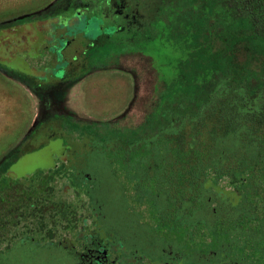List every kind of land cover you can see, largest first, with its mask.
<instances>
[{"label": "rangeland", "instance_id": "374dc122", "mask_svg": "<svg viewBox=\"0 0 264 264\" xmlns=\"http://www.w3.org/2000/svg\"><path fill=\"white\" fill-rule=\"evenodd\" d=\"M223 1L113 0L105 15L117 12L123 24L129 14L131 26L97 40L88 57V36L100 29L90 22L59 59L44 48L57 43L50 26L61 34L63 21L98 0H0V38L18 25L15 35L24 36L10 33L0 46V264H79L71 245L94 221L133 247L175 238L183 249L180 239L191 238L192 264H264V218L258 230L232 223L257 217L255 202L211 188L178 198L168 140L179 117L201 116L225 95L238 113L264 108V25L231 16ZM40 23L46 36L34 44ZM34 45L38 57L26 49ZM236 123L228 137L212 127L205 163L225 166L231 156L221 151L242 164L263 156L261 140ZM173 209L168 230L157 219Z\"/></svg>", "mask_w": 264, "mask_h": 264}, {"label": "trees", "instance_id": "16d2710c", "mask_svg": "<svg viewBox=\"0 0 264 264\" xmlns=\"http://www.w3.org/2000/svg\"><path fill=\"white\" fill-rule=\"evenodd\" d=\"M223 7L231 16L241 15L249 17L254 20L256 25H264V0H224ZM210 10L212 11L211 8ZM42 23L38 25V30L42 32V36L44 35L43 38H45L47 29ZM19 27L18 25L7 29L6 32L8 34L6 37L0 38V46H6V42L10 37L9 34L11 33V36L12 33L15 35L14 32ZM56 27V24L50 26L49 30L53 36L57 34ZM19 36L24 38L21 32ZM19 36L16 37L19 38ZM169 101L170 97L168 96L167 102ZM178 103L180 105L181 100H178ZM179 105L178 109L180 110ZM212 105L215 108L210 107ZM209 107L206 113L201 116L198 115L192 118L191 115H182V117H179L181 129L176 134L168 137V140L172 143V153L175 157L174 165L180 176L179 182L181 184L176 187L178 191H181L178 194V198L189 197L195 199L198 192L204 188L221 191L225 194L224 197L230 192H245V198L248 201L255 202L256 211L259 214L254 219L247 214H242L232 223L245 229L258 230L261 227V220L264 218V154L263 156L258 155L255 161L249 160L246 164H242V161L239 160L235 153L230 154L226 151H221L220 158L231 156V161L222 168L218 164L205 163V160L208 156L211 157L210 148L215 143V140L210 139L208 134L212 127L217 126L218 128V125H220V131H225V137H228L231 132L235 131L236 121H240V126L248 128L249 134L260 139L264 146V108L261 107L258 110H247L238 113L230 94L225 95L223 99H217L216 103H210ZM188 112H191V110ZM192 116L194 115L192 114ZM2 183L6 186L8 180L3 178ZM252 185L255 187L252 188ZM187 186H191L194 192L187 193ZM255 188H257V191L254 193ZM239 199H242V197L240 196ZM173 210L171 214L175 215L176 210ZM217 227V233L220 234L223 229H226V225L223 222H219ZM175 229L177 230V223L175 224ZM210 232V236L214 237L216 233L214 231ZM215 238L210 240L211 245L213 241H216Z\"/></svg>", "mask_w": 264, "mask_h": 264}, {"label": "flooded vegetation", "instance_id": "af4514ba", "mask_svg": "<svg viewBox=\"0 0 264 264\" xmlns=\"http://www.w3.org/2000/svg\"><path fill=\"white\" fill-rule=\"evenodd\" d=\"M112 5H114L113 0H106V2L98 0L96 9L89 12L90 5L87 4L85 11H78L75 17H71V22L68 19L61 23V29L63 30L61 34L52 35L54 39L57 38V43L48 44L44 48L60 59L61 54L69 47L70 42L75 40L79 33L87 34L85 27L97 22L100 27L98 36H88L90 37V42L84 48V54L88 55V57L93 56L97 50V44H95L97 40L107 38V41L110 42L134 22L129 14L125 15V17L122 16L123 24L120 22L117 12H115L116 14L112 12L113 16L108 12V15H105L106 11H111ZM100 19L102 20L100 21ZM41 39L44 40L41 31L38 30L33 33L32 41L34 44H38ZM41 48L35 46L31 49H26L28 51L34 49L35 51H32V53H36L37 56L34 55V57H38ZM59 66L58 64L55 68L58 69ZM55 68L51 70L52 74ZM44 69L49 71V65H46ZM174 218V214L163 219L158 217L157 222L167 228L170 223L175 222ZM169 233H173V231H169ZM79 237L82 238L81 243L79 245L72 243L71 245L79 264H192L190 260L191 238L180 239L184 245L183 249L175 248L173 243V241H177L175 238H164L162 240L142 238L139 240L137 247H133L134 244L128 242L125 238H116L113 232L104 231L103 228L98 226L97 221H94L93 227L87 235L79 233ZM181 252H184L186 256L184 262L181 260ZM177 260L180 263H176Z\"/></svg>", "mask_w": 264, "mask_h": 264}]
</instances>
